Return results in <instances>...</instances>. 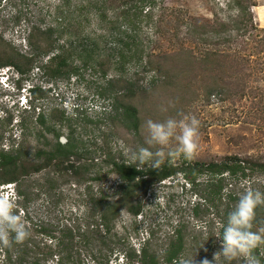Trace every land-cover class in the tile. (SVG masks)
<instances>
[{
    "label": "rangeland",
    "instance_id": "obj_1",
    "mask_svg": "<svg viewBox=\"0 0 264 264\" xmlns=\"http://www.w3.org/2000/svg\"><path fill=\"white\" fill-rule=\"evenodd\" d=\"M123 2L115 0L103 4L94 0L85 12L78 8L85 1L70 0L62 8L65 29L59 41L91 38L97 43L94 45H97L95 60L107 63L104 69L82 66L76 74L56 80L37 69L23 76L12 68L0 70V148L18 149L25 160L41 163L45 156L37 154L49 151L56 142L53 132L47 131L49 128L60 133L58 142L64 144L71 137L78 149V154L70 158L76 171H58L50 166L24 179L22 184L28 188L21 190L24 191L27 217L18 211L22 202L19 203L14 185L0 186V197L14 200L16 211L23 215L30 232L23 243L0 244V264H10L5 260L6 250L11 262L19 259L24 264H56L58 258L55 256L43 260L45 248L57 240H64V225L84 229L87 209L90 203L99 199L100 190L105 198L116 199L121 181L107 161L113 158L140 165L131 159V154L138 147H147L144 125L149 119L163 121L169 117L188 116L200 121L197 153L190 159L176 157L170 160L172 163L219 162L236 155L264 165V52L255 49L260 47L259 39L264 37V0H253L257 5L252 7L255 30L240 36L233 31L230 42L211 35L202 43L191 34L190 24L197 20L211 21L215 16L227 22L229 16L235 15L226 7L227 0H158L151 18L141 17L139 22L131 23L121 19L122 6L118 4ZM59 4V0H0V31L5 42L2 46L9 45L30 55L33 49L27 41V26L40 20L56 28L61 23L57 11ZM133 24L138 26L137 39L142 42L143 50L136 56L130 52L132 58L126 62L125 71H118L113 60H108L112 41L117 37V31L111 35V29L116 25L120 31L131 35ZM183 50L196 57L207 51L219 50L233 57L237 52L240 71L234 80L241 78L244 90L233 89L232 84L227 91L225 84L209 98L200 89L196 98H185L176 103L171 95L174 77L164 80L145 65L149 56L152 59L173 56ZM39 64H43L40 59L36 67ZM165 64L167 70L170 64ZM119 73H122L119 82L122 87L115 84L117 93L123 95L119 88L128 89L125 84L129 82L138 94L128 101L139 111L141 125L137 132L128 130L120 120L114 119V100L102 96L108 79L117 80ZM203 80L193 78L196 86ZM152 86L160 88L152 93L149 92ZM33 87H41L43 93L31 94ZM174 95L178 96L180 92L175 91ZM38 112L45 115V127L36 121ZM172 146H175L174 141ZM125 149H129L127 154ZM167 160L165 158L163 163ZM86 168L88 172H85ZM95 177L99 180H92ZM208 180L205 176L199 177L196 188L187 185L181 177L154 184L150 194L142 199L143 209L139 216L129 214L122 207L105 239L95 237L96 240L89 242V248L76 243L82 253V264H139L138 254L144 246L159 257L160 264H167L162 258L179 226L185 239L179 258L192 256L196 264H201L204 259L215 264L214 255L220 250L221 243L217 237L223 219L226 220L225 210L234 207L245 188L264 192V169L255 168L245 177L228 180L221 194L211 193ZM229 192L234 194L235 201L226 197ZM195 205H199L198 215H195ZM43 231L53 233L57 240H50ZM89 249L97 253L96 257L89 254ZM179 258L171 264H178ZM217 264H244V260L227 261L218 256Z\"/></svg>",
    "mask_w": 264,
    "mask_h": 264
},
{
    "label": "trees",
    "instance_id": "obj_2",
    "mask_svg": "<svg viewBox=\"0 0 264 264\" xmlns=\"http://www.w3.org/2000/svg\"><path fill=\"white\" fill-rule=\"evenodd\" d=\"M85 1V4H79V10L88 11L94 0H80ZM103 4L113 3L115 0H100ZM158 0H124L123 3H119L121 7V19H125L127 22H139L141 17L151 18L152 9L154 4ZM60 4L57 7L59 12L61 23L54 28L49 25H45L40 20L31 22L27 26V41L32 47L33 52L30 55H25L12 49L9 45L2 46L5 43L0 31V70L15 69L17 74L23 76L31 73L34 69L49 75L50 79H61L76 74L79 67L82 66H98L101 69L107 65L105 61L97 62L95 60V49L97 44L92 41L91 38H84L83 40H66L64 42L59 41L61 33L65 29L63 25L64 8L69 4L70 0H59ZM226 7L228 10L234 12L235 15L229 16L228 21H222L215 16L214 20L206 22H194L190 24V32L192 35L197 36L199 43L204 42V38L215 35L225 41L230 42L233 31H236L237 36L246 35L250 30H255L254 16L252 7L257 6L253 0H227ZM43 24L45 25L44 27ZM135 24L131 27L133 34L128 35L126 32L120 31V27L113 25L111 29V35L116 30L117 37L112 41L109 53V59L113 60L112 64L116 65V70L125 71V65L128 60L132 58L130 52L139 53L143 50V44L137 39V28ZM58 34V35H57ZM39 39V41H38ZM88 40V41H87ZM259 48L264 52V37L259 39ZM79 41V43L77 42ZM8 47V48H7ZM237 54V52H235ZM236 54L230 56L229 53L223 51H207L203 56L196 57L191 52L168 55L165 57L159 56L153 58L149 56L146 61V67H149L152 71L156 72L164 80L169 81L170 77H174L171 81L174 85V89L170 85L171 95L174 101L180 102L185 98H196L199 96L198 92L202 91L205 97L209 98L216 89L223 88L226 84L227 91H230L231 85L240 90H244L243 80L238 78L234 80L237 72L240 71L239 59ZM131 56V57H130ZM40 59L41 63L36 67L37 60ZM160 59V60H159ZM245 59V58H244ZM246 60V59H245ZM248 61V59H247ZM170 64L169 67L164 69L165 63ZM171 69L169 70V68ZM119 73L117 80L108 79L106 82L107 88L102 93V96H106L109 99H113V112L116 113L114 119L120 120L124 126L130 130L137 132L140 129L141 120L139 117L138 108L128 101L137 97V92L133 90V85L129 82L125 84L126 88H119L124 94L117 93L115 84L119 83ZM196 80L204 79L203 82L196 86L193 78ZM192 78V80H191ZM233 79V80H231ZM232 81V83H230ZM125 82V81H124ZM164 81L163 83H165ZM153 84V83H152ZM169 86L168 83H165ZM178 86V87H177ZM122 87V85L120 86ZM199 87V89H198ZM160 86H152L149 92H155ZM179 89V90H177ZM236 89V90H237ZM239 90V91H240ZM175 91H179L180 95L175 96ZM235 92V91H232ZM244 92V91H243ZM43 93L41 87H33L31 94ZM30 94V95H31ZM37 123L42 127H45L46 118L41 112H38L36 117ZM56 142L47 152L40 151L37 155L40 157L45 156L41 163L30 162L25 160V157L20 151L11 149L0 148V186L14 185V191L19 199L20 212L27 217V209L24 205V191L28 186H23L22 182L25 178L31 175H37L39 172L53 166L56 170L61 171L64 169H72L76 171V168L70 164V158L76 156L77 145L71 137L62 144L58 142L60 133L53 130ZM108 164L112 167L114 173H116L121 181L118 187V191L115 194L116 199H108L103 196V191H99V199L93 204L90 203L86 213V223L83 228L64 225V240H57L55 235L48 231L43 233L49 236L50 240H57L53 245H47L43 254V260L57 257L56 264H82L81 252L77 249L76 243L83 244L89 248V242L100 239H105L110 233L111 229L115 225L117 217L119 216L120 209L124 207L127 212L133 216H139L143 209L142 199L150 194L152 186L156 183L163 182L166 179L181 177L187 185H191L193 188L198 186V179L201 176L209 178V189L212 194H221L224 190L225 184L228 180H233L241 177H245L255 170V168L264 169V165L248 159H241L239 156H228L222 161H212L209 163L198 161H183L181 163H172L170 160L165 161L159 168L153 169L149 164L134 165L124 162H118L113 158L108 159ZM89 169H85L88 172ZM92 180H99L95 177ZM230 200L235 201L236 197L233 193L229 192L226 195ZM198 206H194L195 215H198ZM232 208L225 210V218ZM226 220L223 219V223ZM264 229V206L258 207L255 213V218L252 224V231H259ZM222 230V228H221ZM185 239L182 234L181 226L177 227L171 240L164 252L163 261L167 264L176 262L184 250ZM89 254L94 258L97 254L94 251H90ZM8 250L5 251V260L10 264H24L19 259L11 262V256ZM254 254L260 259L261 264H264V243L258 244L254 249ZM139 264H160L159 257L150 252L147 246L140 249L138 254ZM126 260L128 257L124 256Z\"/></svg>",
    "mask_w": 264,
    "mask_h": 264
},
{
    "label": "clouds",
    "instance_id": "obj_3",
    "mask_svg": "<svg viewBox=\"0 0 264 264\" xmlns=\"http://www.w3.org/2000/svg\"><path fill=\"white\" fill-rule=\"evenodd\" d=\"M199 128L200 121L195 117H169L163 121L149 119L144 125V143L147 147L141 146L132 151L131 159L140 165L149 164L153 169L159 168L165 158L171 160L183 156L190 159L199 149ZM128 151L125 149L126 154ZM261 206H264V192L251 188L240 192L217 237L221 243L220 250L214 255L215 264L218 256H223L227 261L243 258L244 264H261L254 249L264 243V229L251 230L256 210ZM29 235L26 221L16 211L14 200L0 197V244L23 243ZM178 264H196V260L195 257L182 255ZM201 264L211 262L204 259Z\"/></svg>",
    "mask_w": 264,
    "mask_h": 264
}]
</instances>
